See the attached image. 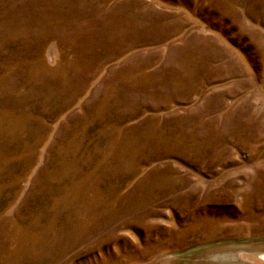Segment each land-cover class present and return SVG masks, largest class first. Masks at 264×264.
<instances>
[{
	"label": "rangeland",
	"instance_id": "1",
	"mask_svg": "<svg viewBox=\"0 0 264 264\" xmlns=\"http://www.w3.org/2000/svg\"><path fill=\"white\" fill-rule=\"evenodd\" d=\"M0 264H264V0H0Z\"/></svg>",
	"mask_w": 264,
	"mask_h": 264
}]
</instances>
